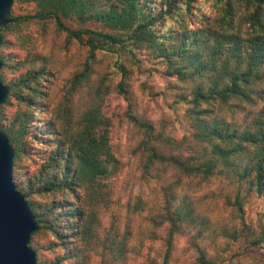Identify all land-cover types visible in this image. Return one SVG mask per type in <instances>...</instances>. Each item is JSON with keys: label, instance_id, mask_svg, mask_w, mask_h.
<instances>
[{"label": "trees", "instance_id": "obj_1", "mask_svg": "<svg viewBox=\"0 0 264 264\" xmlns=\"http://www.w3.org/2000/svg\"><path fill=\"white\" fill-rule=\"evenodd\" d=\"M210 1L223 16L212 20L197 0L13 1L10 22L0 27V81L8 89L0 104V130L14 153L13 182L35 217L37 229L28 246L38 264H90L93 256L101 264H116L128 253L138 256L144 241L155 240L163 225L167 239L161 264H171L179 235L196 250L195 264L225 262L240 238L251 246L264 243V225L256 233L244 221L237 227L214 220L200 210V200L180 191L182 183L190 188L193 180L199 186L224 176L236 185L229 205L241 219L244 192L264 202V0ZM235 7L243 8L237 25ZM17 8L23 12L16 14ZM49 21L65 34V45L81 51L79 69L64 86L57 83L63 66L38 51L27 32L30 25ZM138 51L161 62L166 76L191 84L187 115L193 154L148 148L143 168L148 180L153 169L166 176L160 179L162 190L152 188L149 201L134 205L148 206L150 228L143 238L130 240L102 223L112 196L102 179L117 162L110 138L114 122L103 106L111 90L131 105L132 69L122 59L136 65ZM106 58L120 75L111 88L108 73L93 81ZM256 99L262 106L252 115ZM233 102L247 104L240 122L222 114ZM133 120L148 143L153 126Z\"/></svg>", "mask_w": 264, "mask_h": 264}, {"label": "rangeland", "instance_id": "obj_2", "mask_svg": "<svg viewBox=\"0 0 264 264\" xmlns=\"http://www.w3.org/2000/svg\"><path fill=\"white\" fill-rule=\"evenodd\" d=\"M197 5L212 20L224 15L222 8L210 0H197ZM242 9L235 7L233 10L235 25L242 23ZM15 11L16 14L22 13L23 9L17 8ZM27 32L31 35L32 42L38 51L47 56L52 54L54 59L63 66L64 69L57 83L58 86L66 85L72 74L79 69L78 64L81 61L79 48L70 44L65 45V34L57 33L54 24L50 21L42 25L32 24ZM16 53L20 56L24 54L23 51H16ZM110 58H106V61L99 66L98 72L93 75V81L104 73H108L110 80L108 79L107 84L111 88L120 79V75L116 76L113 73L112 58ZM122 60L132 69L127 80L131 105L113 90L104 102L103 111L114 122L110 138L117 162L111 166L110 173L102 179L103 182L108 183L112 196L109 205L102 210L101 218L106 227L114 225L121 236L126 235L130 240L133 237L139 240L144 229L150 228L147 219L150 217V210L147 205L143 209H135L134 205L138 200L149 201V198L153 197L152 193L155 195L152 188L162 190L163 181L161 182L160 179L166 176L164 173L158 176L157 171L153 169L150 181L148 180V175L143 169L147 164L148 148L154 146L165 154H169L175 148L184 156L193 154L191 121L187 115L191 84L166 76L163 64L147 58L145 52L136 53V65L126 62L124 57ZM246 106L247 104L237 105L233 102L229 110L222 114L224 117L233 116L240 122L243 115L248 112L245 110ZM261 106L262 102L256 99L255 106L251 107L252 115ZM14 108L10 106L8 113H12ZM241 108H244V111ZM135 118L153 126L148 143H146L144 130L134 122ZM169 181L173 179L169 178ZM230 181L224 176H218L213 182L198 186L193 180L190 188H186V182L182 183L184 186L180 187V191L182 194L188 193L200 200V210L212 219L223 220L237 227H241V222L244 221L258 233L260 227L264 225L263 200L255 193L246 195L244 192L242 200L244 212L241 219V215L234 212L229 205V202L234 199L235 185L233 181ZM166 228L167 225H163V228L157 231L155 240L144 241L138 256L128 253L121 262L116 264H151V262L161 264L166 250ZM244 240L240 238L227 252L228 263L226 260L218 264H240L241 262L264 264V243L262 246H251ZM220 242L223 240L218 238L217 243ZM138 243L134 240V244ZM129 245L132 246L131 243ZM195 257L196 250L189 243L188 237L177 236L174 240L171 264H195ZM90 264H101V258L93 256Z\"/></svg>", "mask_w": 264, "mask_h": 264}, {"label": "water", "instance_id": "obj_3", "mask_svg": "<svg viewBox=\"0 0 264 264\" xmlns=\"http://www.w3.org/2000/svg\"><path fill=\"white\" fill-rule=\"evenodd\" d=\"M13 1L0 0V27L10 22ZM7 94V87L0 81V104ZM13 156L12 147L0 130V264H38L36 253L28 246L30 235L37 229L36 221L13 182Z\"/></svg>", "mask_w": 264, "mask_h": 264}]
</instances>
